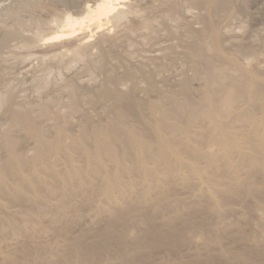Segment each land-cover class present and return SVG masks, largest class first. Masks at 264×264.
Returning a JSON list of instances; mask_svg holds the SVG:
<instances>
[{
  "label": "bare ground",
  "instance_id": "6f19581e",
  "mask_svg": "<svg viewBox=\"0 0 264 264\" xmlns=\"http://www.w3.org/2000/svg\"><path fill=\"white\" fill-rule=\"evenodd\" d=\"M249 1L5 7L0 46L37 65L33 101L0 91V264H264Z\"/></svg>",
  "mask_w": 264,
  "mask_h": 264
},
{
  "label": "rangeland",
  "instance_id": "374dc122",
  "mask_svg": "<svg viewBox=\"0 0 264 264\" xmlns=\"http://www.w3.org/2000/svg\"><path fill=\"white\" fill-rule=\"evenodd\" d=\"M14 1L15 0H0V21H1V23H3V24H5V25H8L9 23H10V21H8L9 19L7 18V19H5L6 18V14H5V7H8V5L10 4V5H12L13 3H14ZM13 2V3H12ZM12 3V4H11ZM249 3H251L250 5L248 4V7H249V9H248V13H249V10H250V13H252V15L250 14V16L245 20L244 18H245V13L240 9V8H237V9H240L239 11H236V13L238 14L237 16H235V17H237V18H234V19H232V23L230 24L231 26V29H232V31L235 33V34H233L234 36L235 35H237L238 37H241L243 40H246V41H249V38H250V40H252L251 38H253V41H255V42H253V43H251V45H253V47H252V49H253V53L255 52V54H253V57L249 60V65L251 66H257V67H260V68H262V69H264V0H251V2L249 1ZM9 5V6H10ZM247 7V8H248ZM4 8V9H3ZM2 9V10H1ZM4 11V12H3ZM45 11V10H44ZM47 11H49V9H47L46 11H45V15H44V12H42V14H43V16L45 17L46 15V17H48L49 15H51V11H49V12H47ZM3 13V14H2ZM49 14V15H48ZM244 14V15H243ZM5 15V16H4ZM243 16H244V18H243ZM5 17V18H4ZM239 17V18H238ZM250 17H252V18H250ZM25 18L27 19L28 17H27V15H25ZM4 19V20H3ZM237 19V20H236ZM244 19V20H243ZM251 19V20H250ZM244 21V25H246V29H245V31L244 30H242L241 32H240V28H238V26H240L239 24H241V22H243ZM250 20V21H249ZM5 21H7V22H5ZM247 21V22H246ZM263 21V22H262ZM256 22V23H255ZM1 23H0V29L2 28V26L4 27L5 25H1ZM249 26V27H248ZM6 27L7 26H5L4 28H2V30L1 31H3L4 32V30L6 29ZM30 28H32V27H30ZM30 28H27V26H26V30L27 29H30ZM249 28V29H248ZM25 29H24V31L23 30H21V31H23L25 34L27 33L28 34V31H25ZM0 31V37L2 36V33L3 32H1ZM22 32V33H23ZM30 33H31V29H30V31H29ZM24 34V35H25ZM236 37V36H235ZM248 37V38H247ZM257 39H256V38ZM20 37L18 36V39H19ZM255 38V39H254ZM17 39V38H16ZM20 39H22V38H20ZM259 40V41H258ZM18 41V40H17ZM17 41H11L10 43H5L6 45H1L0 46V60L1 61H5L6 62V64L7 65H5V62H2L1 64H3L2 65V67H1V65H0V67L2 68H0V74L1 75H3V76H1L0 75V77H2V79L0 80V91L1 90H3L4 88H7V87H10L11 85L12 86H14V87H16L17 85V90L18 91H16V93L17 92H19V93H17V97L20 99H25L26 101H28V100H34L36 97L35 96H33V92L31 93V91L29 90V89H31L32 90V88H31V85H30V88H29V84L31 83L29 80H31V78H29L30 77V75H31V72H32V70H33V68H32V66L33 67H35L34 65H37V63H36V60H32V59H30V58H27L28 59V61L26 60V61H24V62H21L22 60H24L23 58H19L18 60H17V58H15L16 56V52H17V54H18V56L17 57H19V55H21V53L20 52H18V51H23L21 48L17 51V48L15 49V44L16 45H18L17 44ZM16 42V43H15ZM260 42H261V44H260ZM15 43V44H14ZM9 44V45H8ZM11 44V45H10ZM21 44V43H20ZM12 46H14V47H12ZM14 48V49H12V48ZM16 47H18V46H16ZM20 47V46H19ZM11 48V49H10ZM9 49H10V51H9ZM13 50V51H12ZM3 51V52H2ZM9 51V52H8ZM13 52H15V53H13ZM8 53V54H7ZM11 53H13V54H11ZM2 54V55H1ZM5 54V55H4ZM25 53H24V51H23V56L22 57H24L25 55H24ZM13 55V56H12ZM9 56V57H8ZM7 57H8V60H7ZM13 57V58H12ZM3 58H5V59H3ZM15 58V59H14ZM25 58V57H24ZM10 59V60H9ZM20 59H22V60H20ZM26 59V58H25ZM29 59H30V61H29ZM20 60V61H19ZM14 61V62H13ZM261 62V63H260ZM28 63V64H27ZM33 63V64H32ZM260 63V64H259ZM19 64V65H18ZM256 64V65H255ZM26 65H28V66H26ZM31 65V66H30ZM262 65H263V67H262ZM3 66H5L4 68H3ZM18 66V67H17ZM32 69H30V68ZM11 68V69H10ZM26 68V69H25ZM21 71H20V70ZM23 69V70H22ZM25 69V70H24ZM27 69H28V71H27ZM1 70L2 71H4V72H2L1 73ZM8 70V71H7ZM11 71V73H10V71ZM20 71V72H19ZM31 71V72H30ZM16 73V74H15ZM7 74V75H6ZM10 74V75H9ZM26 74V75H25ZM5 76V77H4ZM29 76V77H28ZM6 78V79H5ZM84 78H87V76L85 77L84 76ZM5 79V80H4ZM13 79H15V81L13 80ZM17 79V80H16ZM29 79V80H28ZM6 80H7V82H6ZM86 80V79H85ZM20 81V82H19ZM25 81V82H24ZM6 82V83H5ZM12 82V83H11ZM20 84H19V83ZM27 82H30V83H27ZM17 84V85H16ZM4 86V87H3ZM23 86V87H22ZM21 87V88H20ZM22 88L24 89V90H22ZM27 88V89H26ZM15 90H16V88H15ZM26 91V92H25ZM35 93V92H34ZM25 95V96H24ZM35 95L37 96L38 94L37 93H35ZM38 97H39V95H38ZM37 97V98H38ZM42 97V95H40V97H39V99ZM41 99H44V97L43 98H41ZM32 100V101H33ZM0 113H1V107H0Z\"/></svg>",
  "mask_w": 264,
  "mask_h": 264
}]
</instances>
